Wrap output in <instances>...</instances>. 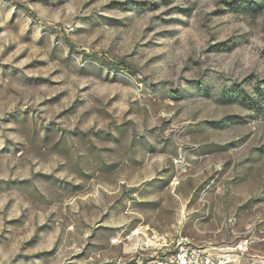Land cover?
Instances as JSON below:
<instances>
[{"label": "rangeland", "instance_id": "374dc122", "mask_svg": "<svg viewBox=\"0 0 264 264\" xmlns=\"http://www.w3.org/2000/svg\"><path fill=\"white\" fill-rule=\"evenodd\" d=\"M261 2L0 0V264L264 260Z\"/></svg>", "mask_w": 264, "mask_h": 264}, {"label": "built area", "instance_id": "2783aa9c", "mask_svg": "<svg viewBox=\"0 0 264 264\" xmlns=\"http://www.w3.org/2000/svg\"><path fill=\"white\" fill-rule=\"evenodd\" d=\"M134 243L135 248L139 250L151 249L156 253L170 250L156 259H150L147 264H242L243 261L249 264H264L262 259L249 261L248 257L253 250L249 236L239 238L232 244L191 246L182 239L168 242L165 236L150 233L144 234Z\"/></svg>", "mask_w": 264, "mask_h": 264}, {"label": "trees", "instance_id": "16d2710c", "mask_svg": "<svg viewBox=\"0 0 264 264\" xmlns=\"http://www.w3.org/2000/svg\"><path fill=\"white\" fill-rule=\"evenodd\" d=\"M264 6V0H262L261 3L257 4V7L255 8V10H260L261 8H263ZM263 105H264V101H263Z\"/></svg>", "mask_w": 264, "mask_h": 264}]
</instances>
